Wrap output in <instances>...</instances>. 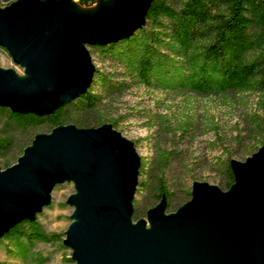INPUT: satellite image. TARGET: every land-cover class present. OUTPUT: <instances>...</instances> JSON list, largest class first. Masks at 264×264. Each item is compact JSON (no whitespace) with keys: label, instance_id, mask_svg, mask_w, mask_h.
I'll use <instances>...</instances> for the list:
<instances>
[{"label":"water","instance_id":"water-1","mask_svg":"<svg viewBox=\"0 0 264 264\" xmlns=\"http://www.w3.org/2000/svg\"><path fill=\"white\" fill-rule=\"evenodd\" d=\"M151 3L115 0L95 15L68 10L66 0L0 5V44L32 74L19 79L0 65V105L49 113L81 95L96 69L87 44L130 36ZM140 166L134 141L111 123L39 132L17 162L0 164V236L33 219L56 183L73 179L81 221L64 242L78 264H264V144L232 160L237 182L229 189L196 180L192 197L170 212L162 199L148 211L150 230L132 217Z\"/></svg>","mask_w":264,"mask_h":264},{"label":"trees","instance_id":"trees-1","mask_svg":"<svg viewBox=\"0 0 264 264\" xmlns=\"http://www.w3.org/2000/svg\"><path fill=\"white\" fill-rule=\"evenodd\" d=\"M6 1L3 4L0 0V5L5 6L13 0ZM96 1L79 0L85 5ZM90 45L91 55L96 53L108 60L110 68L96 66L90 86L75 99L49 113L20 112L0 105L3 168L17 162L8 153L15 145H20L19 157L37 133L48 132L57 125L118 124V120L109 115L112 98L134 85H144L153 91H189L204 96L254 90L259 92L264 110V0H153L144 25L133 34L115 42ZM160 116L164 122L166 115ZM192 122V119L180 120L176 130L189 133L194 128ZM13 124L24 133L30 131V140L18 143L13 135L1 134L4 126ZM41 124L48 125V130L39 129ZM31 130H35L34 133ZM247 131L249 135L260 136L263 145L264 114L255 113ZM175 153L172 149L159 150V200L164 194L168 198L176 196L167 186L162 172ZM232 160L228 157L222 165L227 177L224 187L220 186L224 190L236 180ZM146 168L147 161L141 156L140 177ZM138 184L145 187L147 181L139 178ZM133 217H140L136 207ZM14 233L32 239L46 236L37 221L29 219L18 221L5 232L6 235Z\"/></svg>","mask_w":264,"mask_h":264},{"label":"rangeland","instance_id":"rangeland-1","mask_svg":"<svg viewBox=\"0 0 264 264\" xmlns=\"http://www.w3.org/2000/svg\"><path fill=\"white\" fill-rule=\"evenodd\" d=\"M75 1L86 9L106 1L112 2L97 0L96 4L85 5L79 0ZM2 2L6 4L7 1ZM87 47L92 48L90 44ZM91 56L96 66L110 68L108 60L96 53ZM0 65L16 72L20 79L27 78L26 67L16 62L8 48L2 44ZM112 99L109 115L118 120L116 125L111 123L113 128L134 141L139 154L147 161V168L139 176L146 179L147 186L137 184L133 199V206L140 214L138 219L132 215L134 222L145 218L150 224L148 211L162 199L167 201V212L176 210L193 195V183L196 180L223 188L227 177L222 165L227 158L246 160L261 145V137L249 135L247 131L251 117L255 113L264 114L260 104L261 96L254 90H232L226 96H204L189 91H153L144 85H134ZM160 115H166L164 122ZM183 119L193 121L191 126L194 128L189 133L176 130ZM39 129L48 130V125L41 124ZM1 134L13 135L18 143L24 139L30 140V131L24 133L15 124L4 126ZM19 147L15 145L8 152L15 161H18L17 156L21 152ZM161 148L176 151L162 170L167 186L176 196L168 198L164 194L159 200L158 178L161 171L157 161ZM0 160L3 167V157ZM74 181L70 179L56 183L50 191V201L33 219L25 218L36 220L46 236L35 239L27 238L26 235L19 236L20 233H4L0 236V264H78L74 248L64 242L72 224L78 219L75 214L76 203L72 201L77 192Z\"/></svg>","mask_w":264,"mask_h":264},{"label":"bare ground","instance_id":"bare-ground-1","mask_svg":"<svg viewBox=\"0 0 264 264\" xmlns=\"http://www.w3.org/2000/svg\"><path fill=\"white\" fill-rule=\"evenodd\" d=\"M42 1H44V0H42ZM56 3H60V2H62V1H64V0H54ZM115 2V0H112V2L111 1H109V2H104V3H99V4H97L94 8H91V9H86V8H83L81 5H79L75 0H66V8L68 9V10H71V11H75V12H78V13H81V14H86V15H95L103 6H105V5H108V4H110V3H114ZM28 75H27V78H25V80H27V79H30V78H32V74H31V72H26ZM16 75V77L17 78H19L18 77V75L17 74H15ZM20 79V78H19ZM34 145V144H33ZM75 183H76V185H77V180H75L74 181ZM81 190H80V188L78 187L77 188V192H80ZM76 206V210L78 209V206L77 205H75ZM77 223L78 222H80L81 221V218L80 217H78L77 216ZM150 220V219H149ZM151 224V225H150ZM150 224L148 223V222H146L145 221V227H146V229H148V230H150V229H152L153 228V226H152V223H151V221H150Z\"/></svg>","mask_w":264,"mask_h":264}]
</instances>
